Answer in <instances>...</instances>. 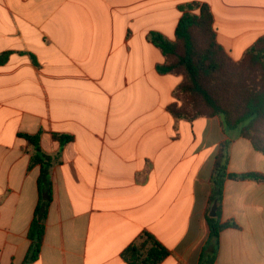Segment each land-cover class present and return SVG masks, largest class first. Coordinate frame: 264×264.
<instances>
[{"label": "crops", "instance_id": "crops-1", "mask_svg": "<svg viewBox=\"0 0 264 264\" xmlns=\"http://www.w3.org/2000/svg\"><path fill=\"white\" fill-rule=\"evenodd\" d=\"M190 3L209 5L220 46L240 61L264 37V0H0V264H23L39 203L52 198L33 264H129L150 233L160 264H199L209 246L211 174L264 175V153L218 116L170 111L182 74L152 33L176 40ZM70 137L61 143L54 136ZM26 136L50 161L33 163ZM215 264H264V182L225 183Z\"/></svg>", "mask_w": 264, "mask_h": 264}, {"label": "trees", "instance_id": "trees-1", "mask_svg": "<svg viewBox=\"0 0 264 264\" xmlns=\"http://www.w3.org/2000/svg\"><path fill=\"white\" fill-rule=\"evenodd\" d=\"M183 16L176 29V40L171 41L159 33H152V41L162 50L167 61L159 66L161 73L182 74L183 82L175 91L176 102L170 111L177 118L192 121L199 117L218 116L226 134L237 133L249 139L257 151L264 153V37L235 61L218 43L214 29V16L207 4L190 3L181 8ZM9 54L0 58L3 63ZM35 153L33 163L50 161L43 154L38 137L26 136ZM61 143L70 137L54 136ZM231 140L221 143L211 176V192L207 208L210 229L209 246L201 253L199 264H215L219 237L226 228H238L234 221L223 222L222 202L228 179H252L264 182L257 173H229ZM52 191L49 185L47 198L39 203L29 230L30 249L23 264L38 260L44 234L47 209ZM217 203V215L210 216ZM171 251L155 236L145 233L143 240L128 247L123 257L129 264H160Z\"/></svg>", "mask_w": 264, "mask_h": 264}, {"label": "water", "instance_id": "water-1", "mask_svg": "<svg viewBox=\"0 0 264 264\" xmlns=\"http://www.w3.org/2000/svg\"><path fill=\"white\" fill-rule=\"evenodd\" d=\"M217 215V203H215L212 208H211V211H210V216L211 217H215Z\"/></svg>", "mask_w": 264, "mask_h": 264}]
</instances>
